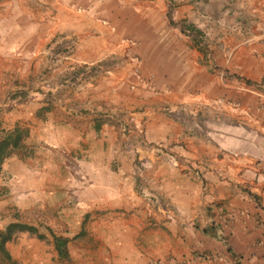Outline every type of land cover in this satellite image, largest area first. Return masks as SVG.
Here are the masks:
<instances>
[{
	"label": "crops",
	"instance_id": "obj_1",
	"mask_svg": "<svg viewBox=\"0 0 264 264\" xmlns=\"http://www.w3.org/2000/svg\"><path fill=\"white\" fill-rule=\"evenodd\" d=\"M16 126L0 206L73 264H264V0H0Z\"/></svg>",
	"mask_w": 264,
	"mask_h": 264
},
{
	"label": "rangeland",
	"instance_id": "obj_2",
	"mask_svg": "<svg viewBox=\"0 0 264 264\" xmlns=\"http://www.w3.org/2000/svg\"><path fill=\"white\" fill-rule=\"evenodd\" d=\"M103 66L104 69L105 66L107 68L109 67L107 64ZM100 70L101 68H94L88 71V74L85 70H83L82 73L88 76ZM5 198L7 199L6 196ZM10 201L15 202L12 200ZM4 207L5 205L0 206V228H3L5 224L10 221L19 220L34 225L37 228V233L43 234L44 237L39 238L36 233L30 232L17 233L11 241L5 244L8 256L5 255L6 253L3 254L0 252V264H73L68 256L60 257L58 253L55 255L52 237L55 228H52L47 223L37 221L33 215L32 208L26 206V209H24L20 206L9 205L6 210ZM78 225L79 224H76L75 227H78Z\"/></svg>",
	"mask_w": 264,
	"mask_h": 264
},
{
	"label": "trees",
	"instance_id": "obj_3",
	"mask_svg": "<svg viewBox=\"0 0 264 264\" xmlns=\"http://www.w3.org/2000/svg\"><path fill=\"white\" fill-rule=\"evenodd\" d=\"M167 17L170 24H175V22L172 20L171 13L169 10L167 12ZM181 29L184 32L186 29L189 30V32L187 33L195 40L200 39V34L198 30H196V28H194L193 26L186 25L185 27L182 26ZM24 132V129H21L19 126H16L11 132L6 133L2 137V139L0 140V163L5 157H7L10 153H12L16 148L20 146V142L22 136L24 135ZM48 230L50 231L49 228ZM20 232L36 233L37 237H44L43 234L37 233V228L32 224L24 223L19 220L10 221L6 223L3 228H0V252H2L3 254L6 253L5 255L8 256L5 244L8 241H11L16 236V234ZM52 237L53 244L58 255L60 257H67V239L62 236L55 235L54 233H52Z\"/></svg>",
	"mask_w": 264,
	"mask_h": 264
}]
</instances>
